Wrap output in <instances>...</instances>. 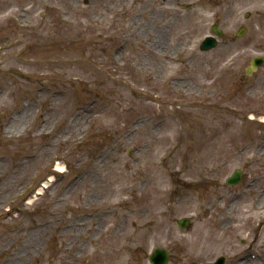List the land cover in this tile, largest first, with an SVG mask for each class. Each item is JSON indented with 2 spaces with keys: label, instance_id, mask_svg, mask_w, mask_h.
I'll return each instance as SVG.
<instances>
[{
  "label": "rangeland",
  "instance_id": "rangeland-1",
  "mask_svg": "<svg viewBox=\"0 0 264 264\" xmlns=\"http://www.w3.org/2000/svg\"><path fill=\"white\" fill-rule=\"evenodd\" d=\"M257 56L264 0H0V264H264Z\"/></svg>",
  "mask_w": 264,
  "mask_h": 264
},
{
  "label": "bare ground",
  "instance_id": "bare-ground-1",
  "mask_svg": "<svg viewBox=\"0 0 264 264\" xmlns=\"http://www.w3.org/2000/svg\"><path fill=\"white\" fill-rule=\"evenodd\" d=\"M200 14L201 15H203L204 14V12H202V13H198V17H200ZM134 17V16H133ZM198 27H200V25H197ZM136 27H140V24H136ZM221 29V28H220ZM137 35V32H136V29H135V27H133L132 28V33H131V36H136ZM137 37V36H136ZM153 44V43H152ZM154 47H156V44H155V46ZM189 60H191V57L190 56H187L185 59H184V61L186 62H189ZM171 62H175V60H174V58L172 59V60H170ZM183 61V62H184ZM182 63L183 64V62L180 60V61H178V63ZM177 81V80H176ZM178 85H179V83H178ZM11 128L13 129V130H16L17 128H19V123H17V121L15 122V123H13L12 125H11ZM200 130H202V128L200 129ZM208 140L210 141V143H209V145H211L212 144V146H210L209 148H211V149H213V147L215 146V144H216V141L218 140L217 139V136L215 137V138H213V136H209L208 137ZM200 145V147L202 146V148H203V150H200V153L201 152H203V151H205L206 149H207V147L209 146H207L206 147V145L201 141V143L199 144ZM208 148V149H209ZM203 156L200 154V158H202ZM57 173H59V174H62L63 173V169H62V167H60V166H58L57 168H56V170H55ZM239 174H240V176H242V173L241 172H238ZM49 181H50V179H49ZM162 182H163V180H162ZM183 197H186V196H183ZM121 202V201H120ZM120 202H117V203H120ZM180 203H181V201H180ZM235 203V202H234ZM234 203L233 204H231V206L232 205H234ZM233 211V209H230L229 211H228V213H231ZM105 212H109V211H107V210H105ZM104 218H105V215H102L101 216V218H99V221L101 222V223H104ZM229 220H232V218L230 217L229 218ZM227 221V220H225V219H222V220H218L217 221V223L221 226V227H225L228 223H230V221ZM124 223V222H123ZM123 227H124V225L123 224H121L120 225V228L122 229V231H123ZM182 231V230H181ZM184 231V230H183ZM119 238H121V240H123L124 239V233L122 232V234H120L119 235ZM85 239H88V237H86ZM158 250H164V249H162V248H158ZM165 251V250H164ZM164 255H163V257H165V259H167L168 258V255L166 254V253H163ZM14 256V255H13ZM17 257L15 256V257H11V259H10V262H12L11 264H19V262H16L15 261V259H16ZM10 264V263H9Z\"/></svg>",
  "mask_w": 264,
  "mask_h": 264
},
{
  "label": "water",
  "instance_id": "water-1",
  "mask_svg": "<svg viewBox=\"0 0 264 264\" xmlns=\"http://www.w3.org/2000/svg\"><path fill=\"white\" fill-rule=\"evenodd\" d=\"M212 32L214 33V34H216V35H218V36H220L221 34H220V32L216 29V28H213L212 29ZM207 43L208 42H206V43H204L203 44V48H205L206 47V45H207ZM259 63L260 62H258V61H254V62H252L251 63V68L250 69H248V71L246 72V74L247 75H250V73L259 65ZM236 179H238V175H236ZM184 222H182V223H179V226H182L181 224H183ZM185 224H187V222H185ZM163 253L162 252H156L155 253V257H154V259H152L155 263H157V264H164L165 263V257H163ZM221 264V263H220Z\"/></svg>",
  "mask_w": 264,
  "mask_h": 264
}]
</instances>
